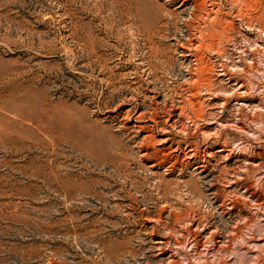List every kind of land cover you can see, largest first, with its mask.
<instances>
[{
	"label": "rangeland",
	"instance_id": "374dc122",
	"mask_svg": "<svg viewBox=\"0 0 264 264\" xmlns=\"http://www.w3.org/2000/svg\"><path fill=\"white\" fill-rule=\"evenodd\" d=\"M263 86L264 0H0V264H264Z\"/></svg>",
	"mask_w": 264,
	"mask_h": 264
},
{
	"label": "bare ground",
	"instance_id": "6f19581e",
	"mask_svg": "<svg viewBox=\"0 0 264 264\" xmlns=\"http://www.w3.org/2000/svg\"><path fill=\"white\" fill-rule=\"evenodd\" d=\"M216 21H217V20H216ZM223 25H224V24H223ZM214 27H215V26H214ZM218 27H219V25H218ZM212 28H213V27H212ZM214 29H215V28H214ZM228 29H229V28H228ZM228 29H227V30H228ZM189 48H191V47H189ZM202 48H203V47H202ZM187 49H188V48H187ZM192 50H193V49H192ZM196 50H198V49L196 48ZM196 50H194V51H196ZM199 50H200V49H199ZM199 50H198V54H199ZM201 50H203V49H201ZM189 51H190V50H189ZM191 53H192V52H191ZM182 54H183V53H182ZM192 54H195V53H192ZM203 54H204V53H203ZM206 54H207V53H206ZM190 56L192 57L193 55H190ZM197 56H198V55H197ZM197 56H194V57H197ZM200 56H201V55H200ZM197 59H198V58L195 59V60H196V64H197ZM200 59H201V57H200ZM202 59H203V58H202ZM206 59H208V58H206ZM199 63H200L199 65L202 64V66H200L201 68H200V69L198 68L199 70H196V72L198 71V72H197L198 74H201V73L203 74V77H204V78L202 77V75H201L199 78L202 77V79L205 81L204 85H205V86L207 85V88H206V89L208 90L207 92L210 93V92H211L210 87H211V86H212V87H215V86H216V84H215V80H218V79H217V76H218V75H217V76L215 77V79H214L213 76L216 75L215 70H213V68L210 67V66H208V65L206 66V64H204L205 62H204V63L199 62ZM196 64H195V65H196ZM208 64H209V63H208ZM189 65L192 66V64H190V63H189ZM199 65H198V66H199ZM212 65H214V64H212ZM209 67H210V68H209ZM193 68H194V67H193ZM195 68H196V67H195ZM195 68H194V69H195ZM215 69H216V68H215ZM186 70H187V69H186ZM186 72H187V71H186ZM194 72H195V71H194ZM194 72H193V74H196V73H194ZM187 73H188V72H187ZM189 73L192 75V72H189ZM189 73H188V74H189ZM225 73L227 74L226 71H225ZM226 74H224V76H225ZM191 75H190V76H191ZM186 76H187V75H186ZM197 78H198V75L196 76L195 79H197ZM199 78H198V79H199ZM213 79H214V80H213ZM236 79H237V78H236ZM197 81H198V80H197ZM213 81H214V83H213ZM218 81H220V80H218ZM222 81H223V80H222ZM224 82H225V81H224ZM236 82H237V81H236ZM185 83H186V81H185ZM185 83H184V84H185ZM243 83H244V82H243ZM189 84H190V83H189ZM179 85H181V83H180ZM191 85H193V84H191ZM197 85H198V84H197ZM204 85H203V86H204ZM241 86H244V85H241ZM183 87H184V86H183ZM198 87H199V86H198ZM263 87H264V86H263ZM186 88H187V86H186ZM199 88H201V87H199ZM215 88H217V87H215ZM221 88H222V87H221ZM231 88H232V87H231ZM238 88H239V87H238ZM187 89L189 90V87H188ZM187 89H186V90H187ZM190 89H191V88H190ZM193 89H194V88H193ZM193 89H192V90H193ZM195 89L197 90V88H195ZM195 89H194V90H195ZM214 90H215V89H214ZM234 90H235V89H234ZM182 91H184V90H182ZM197 91H198V90H197ZM194 92H195V91H194ZM204 92H205V91H204ZM207 92H206V94H207ZM228 92H229V91H228ZM183 93H184V92H183ZM188 93H189V92H188ZM190 93H191V92H190ZM190 93H189V94H190ZM195 93H196V92H195ZM234 93H235V92H234ZM236 93H238V92H236ZM185 94H186V93H185ZM211 94H212V93H211ZM213 94H214V93H213ZM203 95H204V94H203ZM230 95H232V94H230ZM235 95H236V94H235ZM238 95L240 96L239 93H238ZM189 96H190V95H189ZM189 96H188V97H189ZM213 96H215V95H213ZM216 96H217V94H216ZM233 96H234V95H233ZM239 96H238V97H239ZM260 96H261V95H260ZM180 97H181V96H180ZM182 97H183V96H182ZM186 97H187V96H185L184 98L186 99ZM191 97H192V99H189L188 104H189V105H190V104L193 105V109H194L195 100H196L197 98H199L198 93H196V94H194V95L191 94ZM201 97H202V96H201ZM203 97H205V96H203ZM218 97H219V96H218ZM234 97H235V96H234ZM262 97H263V96H262ZM206 98H207V97H206ZM211 98H212V97H211ZM219 98H221V97H219ZM231 98H232V97L230 96L229 99L231 100ZM207 99H209V98H207ZM214 99H215V98H214ZM235 99H236V98H235ZM240 99H241V98H240ZM246 99H247V98H246ZM254 99H255V98H254ZM259 99H260V98H259ZM238 100H239V99H238ZM260 100H261V99H260ZM183 101H184V100H183ZM190 101H191V102H190ZM201 101H202V99H201ZM201 101H200V102H201ZM204 101H205V100H204ZM207 101H208V100H207ZM210 101H211V100H210ZM210 101H209V102H210ZM244 101H245V100H244ZM262 101H263V100H262ZM196 102H198V101H196ZM228 103H229V101L227 102V104H228ZM251 103H252V102H251ZM185 104L187 105V102H185ZM207 104H208V103H207ZM213 104H214V102H212V105H211L212 108H213ZM223 104H224V103H223ZM260 104H261V103H260ZM262 104H263V103H262ZM189 105H188V106H189ZM197 105H199V104H197ZM208 105H209V104H208ZM208 105H207V106H208ZM228 105H229V104H228ZM245 105H246V104H245ZM247 105H248V104H247ZM247 105H246V106H247ZM199 106H200V105H199ZM199 106H198V109H196V110H199V108L201 107V106H200V107H199ZM207 106H206V107H207ZM214 106H215V105H214ZM224 106H227V105H224ZM242 106L244 107L243 104H242ZM249 106H250V105H249ZM260 106H261V105H260ZM186 107H187V106H186ZM189 107H190V106H189ZM209 107H210V106H209ZM209 107H208V108H209ZM222 107H223V106H222ZM243 107H242V108L239 107V108H240V109H243ZM253 107H254V106H253ZM255 107H256V106H255ZM255 107H254V108H255ZM163 108H164V107H163ZM181 108H182V106H181ZM203 108H204V107H203ZM251 108H252V106H251ZM182 109L184 110V108H182ZM201 109H202V107H201ZM201 109H200V110H201ZM204 109H205V108H204ZM209 109H210V108H209ZM221 109H224V108H221ZM240 109H239V113H240ZM244 109H245V107H244ZM252 109H253V108H252ZM255 109H256V108H255ZM257 109H258V108H257ZM261 109H263V108H261ZM160 110H161V109H160ZM187 110H189V109H187ZM225 110H226V109H225ZM246 110H247V109H246ZM203 111H204V110H203ZM205 111H206V109H205ZM242 111H243V110H242ZM244 111H245V110H244ZM244 111H243V112H244ZM161 112H163V111H161ZM199 112H200V111H199ZM206 112H207V111H206ZM206 112H205V113H206ZM224 112H225V111H224ZM237 112H238V111H237ZM243 112H242V113H243ZM192 113H193V111H192ZM192 113H191V115H192ZM196 113H197V112H196ZM201 113H202V111H201ZM203 113H204V112H203ZM203 113H202V114H203ZM221 113H223V111H222ZM242 113H241V114H242ZM171 114H172V113H171ZM185 114H186V113H185ZM209 114H210V112H209ZM214 114H215V113H214ZM217 114H218V113H217ZM217 114H216V115H217ZM243 114H244V113H243ZM258 114H259V113H258ZM262 114H264V113H262ZM160 115H161V113H160ZM183 115H184V114H183ZM188 115H189V114H188ZM139 116H140V115H139ZM155 116H156V115H155ZM170 116H171V115H170ZM181 116H182V114H181ZM193 116H194V114H193L191 117H193ZM207 116H209V115H207ZM210 116H211V115H210ZM186 117H187V116H185V118H186ZM191 117H189V119H192ZM195 117H196V116H195ZM197 117H198V116H197ZM197 117H196V118H197ZM213 117H214V116H213ZM218 117H219V115H218ZM258 117H259V115H258ZM149 118H150V117H149ZM185 118L183 117V119H185ZM209 118H210V117H209ZM152 119H153V118H152ZM157 119H158V118H157ZM186 119H187V118H186ZM186 119H185V122H186ZM201 119H202V118H201ZM206 119H207V118H206ZM211 119H212V118H211ZM215 119H216V118H215ZM218 119H220V118H218ZM163 120H164V119H163ZM169 120H170V119H169ZM180 120H181V119H180ZM187 120H188V119H187ZM195 120H197V121L199 120V121H200L199 117H198V119H195ZM262 120H264V119H262ZM183 121H184V120H182L181 122H183ZM189 121H190V120H189ZM192 121H193V120H191V122H192ZM197 121H194V122H193V123L195 124V126H196V124H197ZM201 121H202V120H201ZM204 121H205V120H204ZM207 121H208V120H207ZM211 121H212V120H211ZM258 121H259V120H258ZM260 121H261V119H260ZM153 122H154V121H153ZM168 122H169V121H168ZM185 122H184V123H185ZM213 122H214V120H213ZM157 123H158V122H157ZM187 123H188V121H187ZM203 123H204V122H203ZM203 123H202V124H203ZM177 124H178V123H177ZM177 124H176V122H175V123H173V124H171V125L174 126V127H177ZM202 124H201V125H202ZM207 124H208V123H207ZM214 124H215V123H214ZM161 125H162V124H161ZM163 125H164V124H163ZM182 125H183V124H182ZM223 125H224V124H223ZM223 125H221V126H223ZM225 125H226V124H225ZM183 126H186V124L183 125ZM205 126H206V125H205ZM226 126H229V125H226ZM159 127H160V126H159ZM187 127H188V125H187ZM187 127H185V128H187ZM197 127H198V124H197ZM199 127H200V125H199ZM207 127H208V125H207ZM223 127H224V126H223ZM232 127H233V126H232ZM141 128H142V127H141ZM145 128H146V127H145ZM165 128H166V127H165ZM202 128H203V127H202ZM228 128H229V127H228ZM230 128H231V127H230ZM170 129H171V128H170ZM182 129H183V128H182ZM182 129H180V130H182ZM190 129H191V128H190ZM197 129H199V128H197ZM200 129H201V128H200ZM204 129H205V128H204ZM206 129H207V128H206ZM183 130H186V129H183ZM187 130H188V129H187ZM228 130H229V129H228ZM164 131H165V130H164ZM208 131H209V130H208ZM149 132H150V131H149ZM166 132H167V131H166ZM183 132H185V131H183ZM202 132H203V131H202ZM185 133H186V132H185ZM206 134H207V136H210L209 133H206ZM208 134H209V135H208ZM204 135H205V134H204ZM211 135H213V134H211ZM180 137H181V136H180ZM210 137H211V136H210ZM214 137H215V136H214ZM152 140H154V139H152ZM180 141H181V140H180ZM186 142H187V141H186ZM198 143H199V142H198ZM194 144H196V143H194ZM147 146H148V145H147ZM196 148H197V147H196ZM198 148H199V147H198ZM192 149H193V148H192ZM189 151H190V150H189ZM195 151H196V150H195ZM187 153H188V151H187ZM189 153H190V152H189ZM190 154H191V153H190ZM212 154H215V153H212ZM212 154H211V156H212ZM191 155H192V154H191ZM185 156H186V154H185ZM189 156H190V155H189ZM189 156H188V157H189ZM211 156L209 155V158H210ZM213 156H214V155H213ZM190 157H193V156H190ZM190 157H189V158H190ZM195 157H196V156H195ZM215 157H216L215 159H217L219 156H218V157L215 156ZM212 158H213V157H212ZM219 158H220V157H219ZM226 158H227V157H226ZM221 159H222V158H221ZM221 159H219V160H221ZM201 160H202V159H201ZM204 160H205V159H204ZM208 160H209V159H208ZM219 160H218V161H219ZM186 161H187V160H186ZM194 161H195V160H194ZM209 161H210V160H209ZM218 161H217V163H219ZM176 162H177V161H176ZM195 162H196V161H195ZM198 162H199V161H198ZM184 163H187V162H184ZM206 163H207V162H206ZM206 163H205V164H206ZM212 163H213V162H212ZM208 164H209V163H208ZM208 164H207V165H208ZM174 165H175V164H174ZM212 165H213V164H212ZM213 166H214V165H213ZM198 167H199V166H198ZM238 169H239V168H238ZM201 170L204 171V169H201ZM225 170H226V169H225ZM228 170H230V169H228ZM241 170H242V169H241ZM233 171H234V170H233ZM237 171H238V170H237ZM222 172H225V171L222 170ZM226 172H227V171H226ZM200 173H201V172H200ZM227 173H228V172H227ZM236 173H237V172H236ZM225 176H226V175H225ZM231 176H232V175H231ZM230 178H231V177H230ZM61 179H62V178H61ZM225 179H226V178H225ZM56 180H57V179H56ZM226 180H227V179H226ZM229 180H231V179H229ZM187 190H188V189H187ZM189 190H190V189H189ZM215 199H216V198H215ZM223 202H224V201H223ZM209 203H211L210 205H213L214 201L211 200ZM214 205H215V204H214ZM221 206H222V205H221ZM223 206H224V205H223ZM176 222H178V221H176ZM217 229H218V228H217ZM157 261H158V260H157ZM214 261H215V260H214ZM214 261H213V262H214ZM218 262H219V261H218Z\"/></svg>",
	"mask_w": 264,
	"mask_h": 264
}]
</instances>
